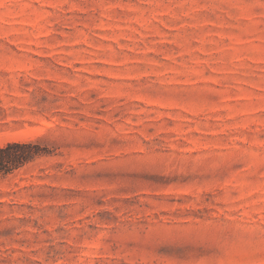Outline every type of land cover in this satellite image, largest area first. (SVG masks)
<instances>
[{
  "label": "rangeland",
  "instance_id": "1",
  "mask_svg": "<svg viewBox=\"0 0 264 264\" xmlns=\"http://www.w3.org/2000/svg\"><path fill=\"white\" fill-rule=\"evenodd\" d=\"M0 264H264V0H0Z\"/></svg>",
  "mask_w": 264,
  "mask_h": 264
},
{
  "label": "trees",
  "instance_id": "2",
  "mask_svg": "<svg viewBox=\"0 0 264 264\" xmlns=\"http://www.w3.org/2000/svg\"><path fill=\"white\" fill-rule=\"evenodd\" d=\"M31 144L28 143H13L9 144L6 148L0 149V172L8 173L9 171L15 169L20 164L27 162V157H16L9 152L13 148H25L29 147Z\"/></svg>",
  "mask_w": 264,
  "mask_h": 264
}]
</instances>
